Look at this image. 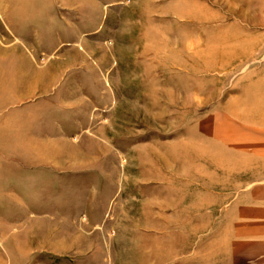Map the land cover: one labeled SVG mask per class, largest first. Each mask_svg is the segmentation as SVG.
Returning a JSON list of instances; mask_svg holds the SVG:
<instances>
[{
  "label": "rangeland",
  "instance_id": "rangeland-1",
  "mask_svg": "<svg viewBox=\"0 0 264 264\" xmlns=\"http://www.w3.org/2000/svg\"><path fill=\"white\" fill-rule=\"evenodd\" d=\"M0 264H264V0H0Z\"/></svg>",
  "mask_w": 264,
  "mask_h": 264
}]
</instances>
